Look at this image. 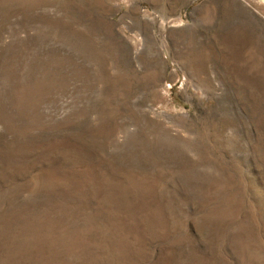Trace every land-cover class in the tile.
Wrapping results in <instances>:
<instances>
[{"label":"rangeland","instance_id":"rangeland-1","mask_svg":"<svg viewBox=\"0 0 264 264\" xmlns=\"http://www.w3.org/2000/svg\"><path fill=\"white\" fill-rule=\"evenodd\" d=\"M0 264H264V0H0Z\"/></svg>","mask_w":264,"mask_h":264}]
</instances>
